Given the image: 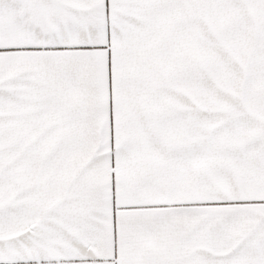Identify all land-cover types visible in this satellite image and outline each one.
Wrapping results in <instances>:
<instances>
[{"label":"crops","instance_id":"crops-1","mask_svg":"<svg viewBox=\"0 0 264 264\" xmlns=\"http://www.w3.org/2000/svg\"><path fill=\"white\" fill-rule=\"evenodd\" d=\"M2 151L0 264H264V0H0Z\"/></svg>","mask_w":264,"mask_h":264},{"label":"rangeland","instance_id":"rangeland-1","mask_svg":"<svg viewBox=\"0 0 264 264\" xmlns=\"http://www.w3.org/2000/svg\"><path fill=\"white\" fill-rule=\"evenodd\" d=\"M202 76L201 40H189V110L201 106ZM6 147L8 148V145ZM0 158L8 159V151H2Z\"/></svg>","mask_w":264,"mask_h":264}]
</instances>
